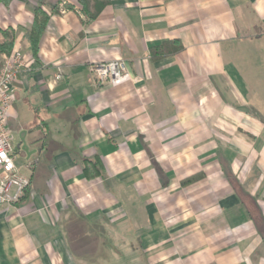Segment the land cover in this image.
I'll return each mask as SVG.
<instances>
[{
	"label": "crops",
	"instance_id": "0c3cea01",
	"mask_svg": "<svg viewBox=\"0 0 264 264\" xmlns=\"http://www.w3.org/2000/svg\"><path fill=\"white\" fill-rule=\"evenodd\" d=\"M41 1L60 12L16 83L30 187L0 207V264H264V0H110L89 24L79 0L0 2L13 49ZM115 59L134 81L97 85Z\"/></svg>",
	"mask_w": 264,
	"mask_h": 264
},
{
	"label": "built area",
	"instance_id": "2783aa9c",
	"mask_svg": "<svg viewBox=\"0 0 264 264\" xmlns=\"http://www.w3.org/2000/svg\"><path fill=\"white\" fill-rule=\"evenodd\" d=\"M32 55L13 49L10 54L0 55V207L17 204L30 184L15 159L23 152H16L15 135L10 120L17 100L16 83L22 73L31 70ZM97 85L121 86L134 81L133 74L123 59L95 63L90 68Z\"/></svg>",
	"mask_w": 264,
	"mask_h": 264
},
{
	"label": "trees",
	"instance_id": "16d2710c",
	"mask_svg": "<svg viewBox=\"0 0 264 264\" xmlns=\"http://www.w3.org/2000/svg\"><path fill=\"white\" fill-rule=\"evenodd\" d=\"M9 1L10 0H0V2H3L5 4H8ZM79 2L82 6V12L84 15V23L89 24L98 17V15L103 10V8L109 4L110 0H79ZM44 6H45V3L42 1L38 4L37 8L34 10L33 25L25 33V39L29 44L30 51L34 58V63L31 67V70L28 72L33 71L38 66H41L40 59H39V45H40L42 35L44 34L50 22L51 16L54 14H58L60 12L59 5L52 7L50 12H47L44 9ZM66 8L72 9L73 7L67 5ZM15 40H16V32L13 29L11 28L7 30L0 29V55L10 54L13 50ZM165 45L166 44H164V46ZM156 50L157 48L154 49L153 54L155 58H158L160 56H158L159 54L155 52ZM180 50H182V46L178 45L175 52H178ZM89 162L91 163L90 160L84 161L85 163L84 169H85L86 174H89L88 173L89 166L87 165V163ZM93 165L96 167L97 165H99V161H96L95 163H93ZM29 187H30V184L26 188L25 194L27 190L29 189Z\"/></svg>",
	"mask_w": 264,
	"mask_h": 264
},
{
	"label": "rangeland",
	"instance_id": "374dc122",
	"mask_svg": "<svg viewBox=\"0 0 264 264\" xmlns=\"http://www.w3.org/2000/svg\"><path fill=\"white\" fill-rule=\"evenodd\" d=\"M28 116H30V113L28 111H26L24 109H23V111L20 110L19 116H18L17 121L15 123L16 126H19L20 124H22L20 122H22L25 118H28ZM14 134H15V140H17V136H18L17 132L14 131ZM14 146L16 147V141L14 142ZM15 162L17 165H19L21 167L24 166V164L26 163V161H24L22 159V157L19 155L16 157ZM22 171H24V167H22Z\"/></svg>",
	"mask_w": 264,
	"mask_h": 264
},
{
	"label": "water",
	"instance_id": "95a60500",
	"mask_svg": "<svg viewBox=\"0 0 264 264\" xmlns=\"http://www.w3.org/2000/svg\"><path fill=\"white\" fill-rule=\"evenodd\" d=\"M26 136H27V131H21L19 133V141L16 145V152L17 153H19V152L26 153L28 155V157H30V151H29L28 143L26 141Z\"/></svg>",
	"mask_w": 264,
	"mask_h": 264
},
{
	"label": "flooded vegetation",
	"instance_id": "af4514ba",
	"mask_svg": "<svg viewBox=\"0 0 264 264\" xmlns=\"http://www.w3.org/2000/svg\"><path fill=\"white\" fill-rule=\"evenodd\" d=\"M16 145H17V143H16ZM16 148V147H15Z\"/></svg>",
	"mask_w": 264,
	"mask_h": 264
}]
</instances>
